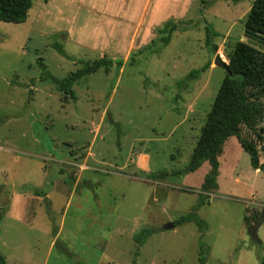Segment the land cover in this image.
<instances>
[{
    "label": "rangeland",
    "instance_id": "374dc122",
    "mask_svg": "<svg viewBox=\"0 0 264 264\" xmlns=\"http://www.w3.org/2000/svg\"><path fill=\"white\" fill-rule=\"evenodd\" d=\"M252 1L32 0L23 22L0 21L5 264H198L200 242L207 247L205 264L264 258V223L256 242L244 221L264 207V173L252 168L235 136L218 156L214 190L200 189L207 161L178 176L145 175L188 162L225 75L214 64L216 56L227 63L224 42L239 39L264 51L263 39L243 31ZM168 18L177 23L169 43L126 64ZM206 24L218 33L211 37L214 52L204 42ZM101 56L113 65L75 83V100L41 75L37 62L63 78ZM205 64L198 77L177 84ZM259 125L264 133V118ZM241 135L255 141L244 126ZM34 188L46 196L34 195ZM20 190L24 197L11 207L10 195ZM196 205L203 230L194 221L163 228ZM143 227L154 230L138 244L133 235Z\"/></svg>",
    "mask_w": 264,
    "mask_h": 264
},
{
    "label": "trees",
    "instance_id": "16d2710c",
    "mask_svg": "<svg viewBox=\"0 0 264 264\" xmlns=\"http://www.w3.org/2000/svg\"><path fill=\"white\" fill-rule=\"evenodd\" d=\"M200 1L204 3V0ZM230 1L238 2L239 0ZM31 6L32 0H0V21L23 22L27 19ZM176 29L177 23L172 18H168L159 26L154 27L155 37L136 51H131L126 64L134 63L136 61L135 55L147 56L157 53L161 47L169 43L171 33ZM180 30H185V28ZM243 31L246 35H255L264 40V0L252 1L245 16ZM217 34L213 28L206 24L204 42L213 52L217 47L211 42V37ZM52 46L60 54L65 55L60 43L53 42ZM223 51L227 63L221 62L228 70L224 69L225 75L206 115L188 162L184 166L170 171L146 172L145 175L149 178L157 180L168 175L178 176L193 172L203 162L207 161L209 169L204 175L200 189L203 192L216 189L219 167L218 156L222 151L224 142L230 136H235L240 146L248 153L252 168L259 169L264 173V160L260 161L259 159V152L264 153V133L263 128L259 125L264 118V51L234 38H228L224 42ZM37 62L42 68L41 75L48 78L58 91L74 100L76 99L73 89L75 83L99 68L107 72L113 65V59L101 56L92 61H82V65L76 70L63 78H57L45 70L41 58H38ZM116 63L119 67L123 65V62L119 60ZM208 66L209 64H205L200 68L191 69L183 78L177 81V84L182 86L186 80L198 77ZM177 96L178 94H176ZM243 126L254 134L255 141L241 135V127ZM19 192L23 193L25 190ZM31 192L37 196H46L42 189L34 188L31 189ZM196 209L197 205L192 211L174 220V225L185 221H194L198 229L203 230L204 224L197 216ZM259 212L256 211L251 217L245 215V223L249 225ZM153 230L150 227H143L133 235V238L138 244H141ZM206 251V245L200 242L198 245V264H205ZM0 264H5L2 255H0ZM71 264L84 263L76 261ZM258 264H264V258L260 259Z\"/></svg>",
    "mask_w": 264,
    "mask_h": 264
},
{
    "label": "water",
    "instance_id": "95a60500",
    "mask_svg": "<svg viewBox=\"0 0 264 264\" xmlns=\"http://www.w3.org/2000/svg\"><path fill=\"white\" fill-rule=\"evenodd\" d=\"M221 60H219V56H216L214 59V64L218 67H222L226 71L228 70L226 66L222 64ZM264 223V207L260 210L257 217L252 221L251 224L247 226V233L251 237L252 240L256 242H260L258 236H257V229ZM174 226L173 222H168L163 225V228L168 229L172 228Z\"/></svg>",
    "mask_w": 264,
    "mask_h": 264
},
{
    "label": "crops",
    "instance_id": "0c3cea01",
    "mask_svg": "<svg viewBox=\"0 0 264 264\" xmlns=\"http://www.w3.org/2000/svg\"><path fill=\"white\" fill-rule=\"evenodd\" d=\"M187 3H186V1H185V5H186ZM249 10V9H248ZM245 11H247V10H245ZM247 13V12H246ZM246 16V15H245ZM235 19L236 18H232V21L231 22H229L228 23V25H227V31H228V29H230L232 26H234L236 23H234V21H235ZM227 31H225V33H227V34H230L229 32H227ZM21 196L22 197H24V195H23V193H12L11 195H10V199H11V207L12 206H14V204H15V200H18V204L20 203V199H21ZM23 199V198H22ZM16 214V213H15Z\"/></svg>",
    "mask_w": 264,
    "mask_h": 264
}]
</instances>
